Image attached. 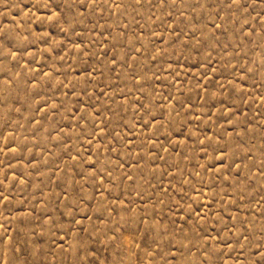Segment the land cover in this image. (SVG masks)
Returning a JSON list of instances; mask_svg holds the SVG:
<instances>
[{"label": "rangeland", "instance_id": "obj_1", "mask_svg": "<svg viewBox=\"0 0 264 264\" xmlns=\"http://www.w3.org/2000/svg\"><path fill=\"white\" fill-rule=\"evenodd\" d=\"M0 264H264V0H0Z\"/></svg>", "mask_w": 264, "mask_h": 264}]
</instances>
